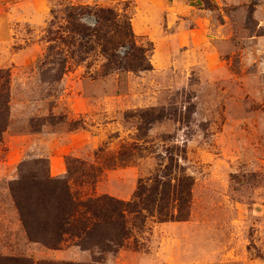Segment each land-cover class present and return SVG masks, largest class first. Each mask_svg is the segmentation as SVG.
I'll return each instance as SVG.
<instances>
[{
    "label": "rangeland",
    "instance_id": "rangeland-1",
    "mask_svg": "<svg viewBox=\"0 0 264 264\" xmlns=\"http://www.w3.org/2000/svg\"><path fill=\"white\" fill-rule=\"evenodd\" d=\"M98 7L129 15L151 68L107 66L97 40L81 57L72 28L93 27ZM7 9L0 4V14ZM16 10L19 39L0 54V94L8 92L10 107L0 140V256L264 264V0H28ZM168 148L185 153L180 161L195 177L187 220L150 216L102 254L28 239L9 187L24 161L46 159L52 175L67 176V155L78 157L99 170L81 166L83 176L70 180L75 194L128 200L166 165Z\"/></svg>",
    "mask_w": 264,
    "mask_h": 264
},
{
    "label": "trees",
    "instance_id": "trees-1",
    "mask_svg": "<svg viewBox=\"0 0 264 264\" xmlns=\"http://www.w3.org/2000/svg\"><path fill=\"white\" fill-rule=\"evenodd\" d=\"M93 14L97 20L93 27L86 24L82 27V23L77 21L72 28V32L79 34L78 39H81L77 46L78 53L83 54L81 57L94 49L91 43L97 40L101 42V50L108 60L107 66L115 64L134 71L151 68L148 57L150 48L136 43L127 13L98 7ZM126 44L130 49L121 56L117 50ZM74 54H77L75 50ZM60 65L63 72L66 59L61 60ZM9 113L7 92L5 96L0 94V140L8 124ZM144 113L148 114V111ZM181 157L186 158L185 153L166 149L161 155V160L167 161L166 165L153 176L139 180L133 196L128 200L110 194L87 198L75 194L70 180H78L83 176L81 166L91 172L99 168L87 165L84 160L71 155H67V176L52 175L46 166V159L34 158L21 163L19 176L9 187L31 242L41 243L50 249H61L65 242L73 241L81 249L98 250L102 254L123 246L134 229L142 230L150 216L161 222L185 221L189 218L195 177L187 172L185 164L180 161ZM125 158L122 152L119 157L122 164L126 162ZM74 163H77L76 167ZM78 171L80 174H76ZM91 172L87 175H91ZM5 261L11 264H32V261L23 257L0 256V264ZM49 264L108 263L94 254V259L89 262L53 260Z\"/></svg>",
    "mask_w": 264,
    "mask_h": 264
},
{
    "label": "crops",
    "instance_id": "crops-1",
    "mask_svg": "<svg viewBox=\"0 0 264 264\" xmlns=\"http://www.w3.org/2000/svg\"><path fill=\"white\" fill-rule=\"evenodd\" d=\"M27 2L28 0H0V4L3 7H8L7 10H2V14H0V54L4 50V47L10 46L16 39H19L17 30L20 12L16 9H18V7L21 8L22 5H24L25 7L27 5ZM15 34H17L16 36H18L17 38L14 36ZM22 52H15L14 56H16L17 54H23Z\"/></svg>",
    "mask_w": 264,
    "mask_h": 264
}]
</instances>
